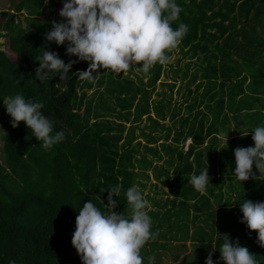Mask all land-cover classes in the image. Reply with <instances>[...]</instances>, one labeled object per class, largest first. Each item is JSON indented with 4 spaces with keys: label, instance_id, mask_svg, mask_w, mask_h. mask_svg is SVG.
I'll return each instance as SVG.
<instances>
[{
    "label": "trees",
    "instance_id": "16d2710c",
    "mask_svg": "<svg viewBox=\"0 0 264 264\" xmlns=\"http://www.w3.org/2000/svg\"><path fill=\"white\" fill-rule=\"evenodd\" d=\"M56 2L62 4L61 0H48V7ZM177 3L182 11L172 27L179 23L188 26L179 44L187 47L188 53L202 57L203 80L196 90L203 89L187 106L188 115L174 121L171 138L175 148L164 147L170 164L178 161L173 174H165L161 181L173 198V206L162 216L160 212H149L157 223L152 231L159 235L146 243L149 252L141 249L144 264L154 252L166 248L178 260L189 247L193 250L186 264H204L209 252L214 262L223 264L216 253L223 235L247 247L259 264H264V247L257 243L256 232L240 223L238 204L242 199L264 201V173L242 182V186L233 173V150L254 146L250 131L264 124V0ZM5 10L12 14H4ZM0 13L7 19L0 23L5 38V49L0 51V114L7 128L2 135L4 155L0 162V264H81L71 238L83 203L90 199L103 211L101 201L107 204L111 186L121 184L126 191L134 183L135 165H150L146 156L138 158V149L130 148L132 128L125 142L119 144L123 124L131 118L137 122L148 91L132 80L115 77L110 69L100 68L93 73L98 72L96 87L104 86L98 90V98L78 94V88L92 87L90 81L79 79L78 72L88 68V62L83 61L73 65L67 81H60L59 75L39 81L34 76L38 67L35 58L45 45L65 63L76 59L65 55V46L45 40V33L51 30L50 18L41 17L47 15V3L0 0ZM16 13L23 16L26 27L15 20ZM160 73L157 63L148 84L154 83ZM17 93L43 103L42 114L53 122L54 132L65 133L62 142L45 150L23 122L16 128L11 126L3 100ZM151 122V130H155L157 120ZM188 139L191 143L183 152L179 146ZM144 150L160 157L154 148L144 146ZM207 165L211 184L201 194L191 185L190 176L198 175ZM226 181L229 193L238 196L233 202L232 194L224 199L220 190ZM123 191L119 198L113 197L120 202L114 210L130 214ZM189 203L195 210L192 219ZM165 224L176 230V245L168 246L174 237L167 239L165 233H160Z\"/></svg>",
    "mask_w": 264,
    "mask_h": 264
},
{
    "label": "clouds",
    "instance_id": "9594fccd",
    "mask_svg": "<svg viewBox=\"0 0 264 264\" xmlns=\"http://www.w3.org/2000/svg\"><path fill=\"white\" fill-rule=\"evenodd\" d=\"M43 2L46 4L48 0ZM61 3L58 12L61 19L50 22L51 30L45 33V40L65 46V55L76 59L65 63L56 52L46 50L45 45L42 54L35 58L38 67L34 76L41 82L50 75L51 78L59 75L60 81L69 80L73 65L82 61L88 62V68L78 72L79 79L90 82L100 68L120 74L136 66L148 73L155 64L169 61L167 50L176 48L188 32L184 23L172 27L182 11L177 0H61ZM3 104L11 126L16 128L23 122L43 149L50 150L64 140L65 133L54 132L53 122L42 114V102L17 93L6 97ZM250 132L254 146L233 150V173L241 186L242 182L264 173V124ZM190 183L197 192L205 193L211 184L208 165L198 175L192 174ZM122 191L121 184L111 186L106 205L99 198L103 211L89 199L77 212L71 245L81 264H144L141 249L159 233L152 231L153 222L147 210L150 204L136 186L123 191L130 214L114 210L120 202L113 197L119 198ZM238 204L242 213L240 223L255 231L257 243L264 247V201L242 199ZM218 251L223 264H259L256 255L238 241H230L227 235H223ZM155 259L149 256L147 264H155ZM204 264L219 261L214 262L209 252Z\"/></svg>",
    "mask_w": 264,
    "mask_h": 264
},
{
    "label": "rangeland",
    "instance_id": "374dc122",
    "mask_svg": "<svg viewBox=\"0 0 264 264\" xmlns=\"http://www.w3.org/2000/svg\"><path fill=\"white\" fill-rule=\"evenodd\" d=\"M50 3H47V15L41 17H45V20L50 18L51 21H59L61 18L58 16V12L62 8V4L56 2L48 7V4ZM4 12H6V10ZM4 14H12V12L7 10ZM21 14H23V12H21ZM14 15L15 20L21 21V24L24 27L27 26V22L24 20L23 16L17 13ZM6 20L7 19L0 13V23L4 24ZM0 34V51H4L5 38L3 33ZM187 50L188 48L183 47L182 44H179L174 49L167 50L166 54L169 57V61L165 64H160V77L151 85L148 84V81L152 77L154 66L148 73H144L142 68H137L136 66H133L128 71L120 74H115L110 70L114 73L115 77L132 80L136 85L143 86L145 90L148 91V97L141 105L142 114L137 122L133 123L134 120L131 118L129 123L123 124V134L119 144L121 145L125 142L127 134L132 128L130 148L138 149L140 151V155H137L138 158H141L142 155H144L146 156V161L150 162V165L147 166L144 165L139 167L135 165L132 169V172L134 173V183L132 186H136L138 190L142 192L144 198L148 200L150 204V207L147 209L148 212H160L161 216L173 206V198L169 195L168 189L162 187L161 181L165 178V174H173L175 164L178 162L175 161L174 164H170V156L164 153V147L169 145L172 148H175L176 144L171 138L173 133L172 129H174V121L181 116L188 115L187 106L192 104L194 99L199 97V94L203 89L201 87L199 91L196 90V85L203 80L202 57L188 53L189 51ZM97 81L98 72L96 73L95 80L90 82L92 87L90 89L82 87L78 88V94L85 93L86 97L94 95V100H96L98 98V90L102 91L104 89V86L96 87L95 83ZM112 107L116 108L114 104H112ZM83 108L84 105H82L81 112L83 111ZM173 114H176L175 118H173ZM1 120L2 116L0 114V129L6 132L7 128L2 124ZM151 120H157L158 124L154 126L155 130H151L153 125ZM112 121L116 120L113 118ZM169 129L170 132L168 131ZM3 131H0V162H2L1 159L4 155V142L2 139V135L4 134ZM168 133H170L169 139L166 140L165 136H167ZM150 137H152L153 140L148 142L147 139ZM190 143L191 140L188 139L183 142L179 148L181 151L187 152ZM144 146L156 149L160 157L145 153ZM227 183H229V181H226V183L221 186L220 190L222 191L224 199H228L232 194L230 197L233 202L238 196H236L234 192L229 193ZM175 202V204H180L178 201ZM188 209L191 214L190 219H192V214L195 213L192 203H189ZM199 219L202 218L200 217ZM152 222V230H154L157 223L153 220ZM194 223L197 224V221ZM191 230L193 229L191 228ZM160 233H165L167 239L172 235L174 238L169 241L170 245L168 246L176 245L179 238L176 230L168 228L165 224ZM157 238L158 237H156V239ZM151 242L152 240H149L147 243ZM187 245H190L189 241L187 242ZM143 248L148 250V252L151 250L149 245L146 247V244ZM191 249L192 248L189 247L186 249L188 251L182 253L184 250L182 248L180 251L182 254L178 260H175L173 251H169L168 248L154 252L153 256L156 258V264H186L185 259L191 254ZM216 253L220 255L219 252Z\"/></svg>",
    "mask_w": 264,
    "mask_h": 264
}]
</instances>
